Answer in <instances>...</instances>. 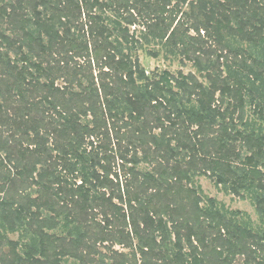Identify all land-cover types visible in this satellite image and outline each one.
I'll list each match as a JSON object with an SVG mask.
<instances>
[{
  "label": "trees",
  "instance_id": "1",
  "mask_svg": "<svg viewBox=\"0 0 264 264\" xmlns=\"http://www.w3.org/2000/svg\"><path fill=\"white\" fill-rule=\"evenodd\" d=\"M153 40L207 85L147 74ZM196 174L264 218V0H0V264H104L133 239L142 264H264V231L201 207Z\"/></svg>",
  "mask_w": 264,
  "mask_h": 264
},
{
  "label": "rangeland",
  "instance_id": "2",
  "mask_svg": "<svg viewBox=\"0 0 264 264\" xmlns=\"http://www.w3.org/2000/svg\"><path fill=\"white\" fill-rule=\"evenodd\" d=\"M183 10H188L187 7H184ZM98 14V13H97ZM113 12H109L108 16H111ZM6 27V24L1 26ZM130 32L132 33L134 30H136V35H139V30H141L138 26H131L129 27ZM192 35H194V32H191ZM167 49L165 47H162V45L158 44L157 41H151L148 44H143L142 48L137 50L136 55L138 57V60L140 62V65L146 70L147 74H150L152 71L157 70L163 71L166 70L170 72L173 75H177V73L180 71L183 74L188 73H194L197 76L198 81L203 82L205 85H207V81L205 78H202L201 75H199L196 70L193 68V64L191 62L185 61L180 56L171 55L169 52L166 51ZM149 52H157V57H152L149 55ZM221 63L224 62V60H220ZM59 85H63L61 81L58 82ZM27 101L30 102L34 100L32 95H29L27 97ZM23 102H14V106L21 107ZM25 104V103H23ZM250 109V110H249ZM248 115L252 114V108H247ZM11 111H9L10 114ZM13 114V112H11ZM4 129V128H3ZM5 131V130H4ZM6 134V133H5ZM51 146V144H48ZM126 143H120L121 147H124ZM138 153V151H137ZM139 155V154H138ZM118 159L116 158V165L119 163ZM154 165V164H153ZM152 166V165H151ZM140 171H146L150 169L149 164L147 163H140L138 166H136ZM192 188L196 190L198 195L202 198L201 207H208L209 205V199L214 200L216 204V208L226 215L228 218L233 219L234 221H237L240 225H247V228H250L252 231L258 233L264 231V218H261L258 213L256 212L255 206L252 204L250 199H240L237 196H234L230 193H227L224 191V188L222 185L216 186L215 185V179L210 178L208 175H198L196 174L193 179L192 183H190ZM37 186L34 187V189ZM99 220L100 218L97 217ZM163 221L166 222V227L170 231L172 230V221L170 220V217L168 215H162L159 216ZM114 227H112V230ZM66 228H58L54 231H51L53 233H56L57 235L65 236L66 235ZM7 238L11 241H19L20 243L25 242L27 239H19L18 233L9 234L7 233ZM174 235L172 234V239ZM21 240V241H20ZM160 238L157 239L159 241ZM133 245L131 248L123 247L119 244L113 243L112 248L107 249L108 243H104L103 245L97 246V250L100 254L105 256L104 264H111L110 262L113 260L111 259L114 254L111 252H118V253H124L129 254V258H131L132 254H135V259L132 258L131 261L133 264H142V255L141 253L136 249L137 247V240L133 239ZM2 250V253H6L9 251V247L4 244L2 247H0V251ZM209 250V249H208ZM18 251H21V248L18 246ZM184 252H188V247H184ZM201 251V248L200 250ZM201 256V255H200ZM153 258V257H152ZM153 262L156 263H163L164 260L161 258L152 259ZM93 261H90V260ZM117 259V258H115ZM66 264H82L79 260H74L73 258L63 259ZM62 260V261H63ZM100 256L99 255H93L90 257H86L85 261H88L89 264H99ZM243 259L239 256H237L232 264H242ZM168 264V262H167Z\"/></svg>",
  "mask_w": 264,
  "mask_h": 264
}]
</instances>
